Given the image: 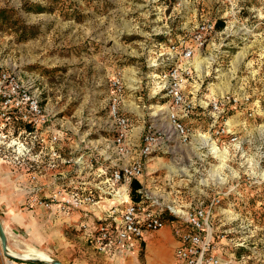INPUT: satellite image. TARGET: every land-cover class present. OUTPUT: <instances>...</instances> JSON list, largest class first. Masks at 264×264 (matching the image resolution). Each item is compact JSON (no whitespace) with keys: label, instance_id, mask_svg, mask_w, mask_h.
<instances>
[{"label":"rangeland","instance_id":"obj_1","mask_svg":"<svg viewBox=\"0 0 264 264\" xmlns=\"http://www.w3.org/2000/svg\"><path fill=\"white\" fill-rule=\"evenodd\" d=\"M204 24L212 27L196 45ZM174 67L189 68L182 82L194 110L183 119L186 137L168 119L175 106L165 74ZM5 71L34 83L49 114L44 152L55 146L70 171L74 161L87 167L82 174L90 165L118 166L114 105L130 118L134 137L152 125L162 145L148 157L138 198L169 215V207L203 205L225 264H264V0H0ZM223 96L224 111H214L211 101ZM43 157L35 169L51 160ZM162 229L156 237L166 262L176 248L171 219Z\"/></svg>","mask_w":264,"mask_h":264},{"label":"built area","instance_id":"obj_2","mask_svg":"<svg viewBox=\"0 0 264 264\" xmlns=\"http://www.w3.org/2000/svg\"><path fill=\"white\" fill-rule=\"evenodd\" d=\"M211 27L210 24L200 27L194 35L196 45L203 44L205 35ZM183 54L184 57H191L193 47H184ZM181 68L174 67L165 74L169 85L168 93L175 106L168 119L174 132L186 137L187 129L183 119L194 110V103L185 94L182 82L183 74L189 72V68L185 67L182 70ZM113 84L118 91H122L119 79H115ZM228 102V97L223 96L211 101L210 104L214 111H224ZM113 116L112 142L114 151L118 154V166L111 169L100 168L98 176L101 179L95 183L94 189H87L83 185L77 189L66 190V195L60 199L59 195L63 189L48 197L35 195L32 197L33 205L50 208L57 203L61 210L67 211L85 202L99 204L104 198L112 199L115 200L111 205L112 213L100 222L96 231L90 233L89 239L99 251L109 252L115 247H132L136 241L142 240L147 232L161 229L166 221L171 219L174 222L173 234L179 243L174 251L177 264H225L221 259L220 247L213 236L210 237L207 233L211 216L209 209L203 205L192 209L169 207V215L158 208L152 199L148 200L142 195L139 199L132 198V183L133 181L142 183L148 157L160 149L162 137L157 131L152 130V125L143 135L134 137L131 133L130 118L120 113L116 105L113 106ZM15 120L22 121L30 130L14 134L12 125ZM48 121L49 114L42 104L39 93L34 89V83L17 73L3 72L0 75V155L16 164H27L31 169H35V163L43 161L45 154L51 159L49 163L51 167H54L58 160L70 162L69 159L62 157L53 145L49 152H44L48 145L41 135L49 132L48 127L42 129ZM5 131L12 135L6 134ZM59 140V133L51 137L53 143ZM74 162L77 169L82 168L81 163ZM37 176L36 173H32L31 179L36 180ZM38 191V187L33 190ZM138 192H142V187ZM119 207L121 216L117 218L115 214ZM170 216L173 218H169ZM87 227V224L82 225L83 229Z\"/></svg>","mask_w":264,"mask_h":264},{"label":"crops","instance_id":"obj_3","mask_svg":"<svg viewBox=\"0 0 264 264\" xmlns=\"http://www.w3.org/2000/svg\"><path fill=\"white\" fill-rule=\"evenodd\" d=\"M49 163L50 160L46 161L42 169H31L27 164H16L0 155V219L7 235L8 248L21 251L34 247L64 264H177L174 254L166 262L159 261L164 241L156 236L165 232L162 228L147 232L132 247L99 251L89 237L100 222L112 213L109 204L85 202L67 211L61 210L57 203L50 208L33 205L32 197L35 195L48 197L63 189L60 199L64 198L66 190L83 185L87 189H94L95 183L101 179L98 176L100 169L94 170L91 165V171L82 174L83 169L87 168L85 164L70 171V166L66 167L60 160L54 167ZM32 173L38 175L36 180L31 179ZM35 187L39 188L38 192H33ZM115 216L120 218V208ZM171 223L174 228V222ZM83 224H87V229L82 228ZM173 239L175 241L171 242V246L176 243L177 247L179 243L174 234ZM143 244L145 250L140 256ZM238 263L244 264L245 260ZM0 264L48 263L9 256L4 252L0 240Z\"/></svg>","mask_w":264,"mask_h":264},{"label":"bare ground","instance_id":"obj_4","mask_svg":"<svg viewBox=\"0 0 264 264\" xmlns=\"http://www.w3.org/2000/svg\"><path fill=\"white\" fill-rule=\"evenodd\" d=\"M196 60H198L197 62H199V66H200L201 61L199 60V57L198 56L196 57ZM220 93L223 94L224 91L221 90ZM166 108L168 109V107H166ZM170 126H171V124H170ZM202 138H204V142L208 145L209 144V141H210V138L209 137H206V136H204ZM13 143L15 144V142H13ZM211 146H212V150H214V152H217V153L220 152V156L221 157L224 155V153L222 151H220V149L218 148V146L214 142L211 143ZM262 177H264V172L262 173ZM119 195H124V194H119ZM109 201H110L109 203L111 205L115 202V200H112V199H110ZM9 253L11 255H13V256L20 257V258H23V259L38 258V259H42L44 261H49V262L53 260V258L51 256L43 253L42 251H40V250H38V249H36L34 247H28L25 250H21V251H19V250L16 251V250H14L12 248H9Z\"/></svg>","mask_w":264,"mask_h":264},{"label":"water","instance_id":"obj_5","mask_svg":"<svg viewBox=\"0 0 264 264\" xmlns=\"http://www.w3.org/2000/svg\"><path fill=\"white\" fill-rule=\"evenodd\" d=\"M0 240H1L4 252L7 255H9V256H13V255H11L9 253V248H8V245H7V235H6L5 229L3 227V224L1 222V219H0ZM14 257H16V256H14ZM17 258H20V257H17ZM28 260H38V261H42V262H45V263H48V264H64L63 262H61L59 260H56V259H53L50 262L49 261H44V260L38 259V258H31V259H28Z\"/></svg>","mask_w":264,"mask_h":264},{"label":"trees","instance_id":"obj_6","mask_svg":"<svg viewBox=\"0 0 264 264\" xmlns=\"http://www.w3.org/2000/svg\"><path fill=\"white\" fill-rule=\"evenodd\" d=\"M1 18L3 19V17H1ZM13 128H15V130H17L16 128H18V130H19V129H22V128H28L29 129L30 127H28L26 124H24L20 120H15L14 123H13ZM141 187H142V185L140 184V182L133 181V183H132V192H131V195H132L133 199H139L138 195L140 193L138 192V189L141 188Z\"/></svg>","mask_w":264,"mask_h":264}]
</instances>
